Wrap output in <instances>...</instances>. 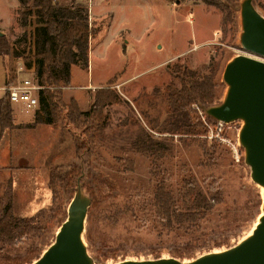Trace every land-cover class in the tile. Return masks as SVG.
<instances>
[{
    "label": "rangeland",
    "instance_id": "1",
    "mask_svg": "<svg viewBox=\"0 0 264 264\" xmlns=\"http://www.w3.org/2000/svg\"><path fill=\"white\" fill-rule=\"evenodd\" d=\"M243 1L229 3L232 20L225 23L220 8L202 0L75 1L87 8L88 23L96 33L88 44V66L72 64L74 86L61 88V101L73 99L80 110L88 111L95 90L114 76L111 88L122 102L103 108L105 127L95 135L90 152L86 147L78 153L75 138L87 146L83 130L90 121L81 117L82 123L74 125L62 110L61 121L33 124L27 120L34 121L39 106L26 113L14 104L13 127H0V200L11 184L14 214L34 217L41 228L34 236L1 249L0 264H14L13 258L28 264L40 256L67 218L78 186L77 197L84 205L90 194L86 186L94 191L82 232L91 264L173 257L189 262L224 251L251 234L262 214L264 191L252 180L238 142L241 121L223 124L217 131V122L208 119L205 106L192 104L190 114L202 122L204 132L186 135L162 130L167 118L163 87L171 80L179 84L170 66L184 64L207 73L212 62L213 78L221 83L220 101L227 89L222 73L228 61L236 56L264 61L240 44ZM251 3L264 15V0ZM18 12L17 0H0V37L9 44L6 51L0 50V95L5 83L34 70L26 56L32 50L35 22L30 18L21 25ZM141 130L155 139H171L172 152L152 159L126 150ZM72 167L78 172L65 176ZM191 177L203 191H218L219 199L210 200L212 208L198 228L167 229L165 218L156 212L154 194L161 190L176 197Z\"/></svg>",
    "mask_w": 264,
    "mask_h": 264
},
{
    "label": "trees",
    "instance_id": "2",
    "mask_svg": "<svg viewBox=\"0 0 264 264\" xmlns=\"http://www.w3.org/2000/svg\"><path fill=\"white\" fill-rule=\"evenodd\" d=\"M17 1L20 24L26 25L30 18H33L35 22L31 35L32 50L30 56H26V60L32 61L30 63L34 66L35 77L40 85L38 91L40 110L34 113L33 124H54L61 121L63 119L62 110H66V118L74 125L82 123L81 117H83V121H90L88 126L85 125V131L83 130L87 134L88 144L84 147V140L77 141L75 138L76 151L78 153L88 147L90 152L94 145L95 135L99 134L106 125L105 116L102 114L103 108L119 104L122 99L116 90L111 88L115 78L113 76L107 81L105 87L95 90L93 103L88 111L80 110L73 99H70L68 103L61 101V88L71 83L72 64L79 63L83 67L88 66V44L96 32L88 23L87 8L75 2L76 0H71L74 4L69 5L64 4V0ZM202 1L207 5L212 4L220 8L223 23L232 20L233 12L228 5L233 0H223L226 3L220 0ZM224 8L226 11H223ZM8 48V41L0 37V50L6 51ZM213 65L210 62L207 73L178 63L169 67L179 84L176 85L171 80L163 87L167 109L163 132L186 135L204 132L202 122L195 115L190 114L192 111L190 106L198 104L206 107L219 102L221 83L213 78ZM208 119L211 117L208 116ZM13 125L11 103L5 91L0 97V127H13ZM88 129H91V134ZM171 141L169 138L168 141L166 138L155 139L146 130H141L140 134L128 143L129 149L126 147V150L143 152L155 159L167 152L168 154L172 152ZM76 170L78 172L77 167H72L71 171L65 173V176L68 174L71 178ZM10 186L11 184L6 186L2 200H0V250L6 245H14L23 237L34 236L41 228L35 224L34 217H18L14 214ZM86 188L90 193L91 205L94 191L90 185ZM218 195V191H203L197 180L191 177L184 181L176 197L168 191L158 190L154 194L159 207L156 212L165 218L164 226L167 229L184 226L196 229L199 227V220L205 217L212 208L210 200L217 201ZM13 259H15L14 264H22L20 258ZM33 260L26 263L29 264Z\"/></svg>",
    "mask_w": 264,
    "mask_h": 264
},
{
    "label": "water",
    "instance_id": "3",
    "mask_svg": "<svg viewBox=\"0 0 264 264\" xmlns=\"http://www.w3.org/2000/svg\"><path fill=\"white\" fill-rule=\"evenodd\" d=\"M241 46L252 55L264 58V15L251 0L241 3ZM227 89L218 103L206 106L205 114L229 124L241 121L238 142L244 148V160L252 180L264 191V61L250 56H236L223 69ZM76 188L67 209V218L59 226L54 241L29 264H91L82 240L85 216L91 203L84 205ZM96 263V262H95ZM116 264H264V201L262 214L250 235L218 253L183 262L175 257L148 261L126 260Z\"/></svg>",
    "mask_w": 264,
    "mask_h": 264
},
{
    "label": "built area",
    "instance_id": "4",
    "mask_svg": "<svg viewBox=\"0 0 264 264\" xmlns=\"http://www.w3.org/2000/svg\"><path fill=\"white\" fill-rule=\"evenodd\" d=\"M34 69V67H33ZM40 85L35 77V71L33 70L30 75L22 78H14L8 81L2 87V90L8 94V98L11 104H20L26 112L33 111L39 106L38 91ZM217 131L223 126L222 121L216 120Z\"/></svg>",
    "mask_w": 264,
    "mask_h": 264
},
{
    "label": "crops",
    "instance_id": "5",
    "mask_svg": "<svg viewBox=\"0 0 264 264\" xmlns=\"http://www.w3.org/2000/svg\"><path fill=\"white\" fill-rule=\"evenodd\" d=\"M70 85H71V86H74L73 83H72V74H71V83H70ZM2 95H3V90H2V94L0 95V97H2ZM19 106H20L21 109H23V106H22V105L19 104ZM11 108H12V117L14 118V116H13V108H14V104H11ZM25 112H26V111H25ZM26 113H27V112H26ZM27 121H28L29 123H32V122H33L32 119H28ZM23 122H24V121H19V122L16 121V123H23ZM14 123H15V121H14Z\"/></svg>",
    "mask_w": 264,
    "mask_h": 264
},
{
    "label": "bare ground",
    "instance_id": "6",
    "mask_svg": "<svg viewBox=\"0 0 264 264\" xmlns=\"http://www.w3.org/2000/svg\"><path fill=\"white\" fill-rule=\"evenodd\" d=\"M261 190L263 191L262 187H261Z\"/></svg>",
    "mask_w": 264,
    "mask_h": 264
}]
</instances>
